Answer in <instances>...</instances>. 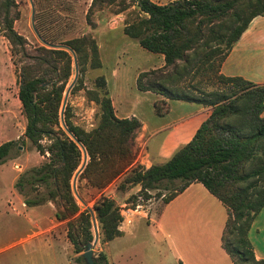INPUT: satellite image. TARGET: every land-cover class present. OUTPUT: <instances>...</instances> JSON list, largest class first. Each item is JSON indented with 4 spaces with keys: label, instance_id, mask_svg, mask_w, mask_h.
I'll use <instances>...</instances> for the list:
<instances>
[{
    "label": "trees",
    "instance_id": "trees-1",
    "mask_svg": "<svg viewBox=\"0 0 264 264\" xmlns=\"http://www.w3.org/2000/svg\"><path fill=\"white\" fill-rule=\"evenodd\" d=\"M127 1L92 0L88 19L95 8L118 5L116 14L132 6L138 9V20L127 23L124 34L165 59L163 68L139 75L138 90L162 97L154 103L155 113L160 117L169 113V101L202 105L210 108V114L193 139L165 163L153 164L149 169L134 166L131 142L141 123L136 118L119 119L115 115L106 80L98 79L100 93H89L90 99L101 107L100 122L95 129L86 131L74 124L68 104L64 110L66 127L89 159L79 180H86L97 190L121 178L118 185L121 192L141 186L139 193L125 202L129 209L143 205L140 200L151 201L153 192L160 191L162 185L181 183L168 197L156 195L169 203L193 183H200L228 211L222 243L233 264H264V260L256 258L249 238L252 225L264 208V84L221 73L223 63L251 22L264 17V0H177L168 5H158L152 0ZM15 7V0H0V13L4 11L3 34L12 46L13 55H25L27 40L14 28L18 15H11ZM65 45L74 50L82 70L87 63L93 69L101 68L98 45L93 38L84 36ZM38 51L40 54L32 57L33 62L24 61L20 69L18 98L27 120L24 137L41 155H48V160L20 175L15 189L30 208L61 201L63 210L56 211L55 218L67 221V235L79 254L94 240V235L90 210H81L72 187L84 154L61 123L72 56L66 50L44 46ZM211 81L224 86V90H205ZM19 142L25 140L0 145V166L7 162ZM40 185L48 189L47 196L27 197L28 188ZM94 210L104 241L111 242L124 235L120 229L124 221L121 206L114 199L102 196ZM78 259L85 261L83 256ZM95 262L108 264L107 256L101 253Z\"/></svg>",
    "mask_w": 264,
    "mask_h": 264
},
{
    "label": "rangeland",
    "instance_id": "rangeland-1",
    "mask_svg": "<svg viewBox=\"0 0 264 264\" xmlns=\"http://www.w3.org/2000/svg\"><path fill=\"white\" fill-rule=\"evenodd\" d=\"M15 1L16 7L12 9L11 15H18L14 21V28L27 40L25 46L26 54L19 53L18 55H13L12 46L3 34L4 11L2 10L0 13V145L9 141H19L20 139H24L25 142H19L16 148L12 150L6 162L7 166L12 169L15 178L8 172H5L2 178L0 175V198H2V202L0 203V245L21 234V229H19V231L14 230L8 233L9 238L4 236L6 229H8L6 224H13L18 219L19 215L13 211H21V201L24 200L23 195L15 190V193L19 197L18 202H15L9 191L15 186L20 175L33 168L40 167L48 160V155H41L32 143L24 137L27 120L18 98V76L22 65L25 64L24 61L33 62L32 57H37L40 54L38 51L39 47H51L45 45L33 30L30 0ZM32 1L35 6V26L46 43L49 45H65L67 41L89 36L98 45L101 68L93 69L90 63L83 66L84 70L78 66L77 80L67 97L66 105L68 104V107H70L74 124L86 131H91L99 125L101 107L99 103L90 99L89 93L90 91L100 93L97 80L102 77L106 80L112 104L117 101V106L120 107L119 103L122 101L124 92L126 91L128 102L132 103L137 109V114H143L142 118L150 126L151 130L176 123L181 119L184 108L179 106L181 104L178 102H171L169 113L160 117L154 112V105H151L150 97L144 96L138 91L137 74L140 70H146L153 64L146 58V55L151 56L155 54L147 52L137 41L130 39L124 34L126 24L138 20L139 11L135 6L120 14H116L118 5L107 6L103 9L95 8L88 19L92 0ZM154 2L166 5L170 3V0H154ZM67 52L71 55L69 51ZM72 61L71 77L68 80L64 97L76 75L73 57ZM119 65L122 66V76L119 80L113 79L112 72ZM116 80L125 87V90L124 88H118L114 91V82ZM223 88L224 86H219L217 83L211 81L206 84L204 89L207 91H217ZM113 92L114 94H112ZM158 99L160 98H156V100ZM139 130L131 142V149L135 154L133 165L146 168L145 163L148 160V155L142 140L149 138L152 132L144 137V134H140ZM166 134L167 132H161L152 136L147 150L158 157V152L162 148ZM43 143L45 144L47 141H43ZM182 146L180 145L174 151H171L170 153L172 154L166 161ZM165 162L157 161L155 164H163ZM79 175L75 181L77 193L75 197L81 210H91L95 215V219L94 205L102 196L114 199L121 206V215L124 217V212L129 209L126 207L125 202L132 195H137L141 190V186H137L127 192L119 191L118 185L122 178L115 179L102 190H97L88 184L86 180L80 181ZM75 177L76 174L72 179V186L74 185ZM179 186H181L180 182L167 184V186L162 185L160 191L153 192L154 197L151 201L143 202L140 200V203L143 204L141 206L147 207L155 203L158 205V209H160L165 203L164 197L156 195L160 193L168 197ZM26 191L27 197L30 199H33L37 195L47 196L48 194V189L43 185L35 189L28 188ZM6 195H8V205L4 198ZM43 205V207L35 210V214H32V210L28 209L25 214L26 216L24 215L26 219L23 216V219L26 220L24 227L25 235L23 236L26 243L23 246L24 249L19 250V252L10 250L9 253L1 255L0 264H86L85 261L78 259L85 250L77 254L74 245L67 235V221H58L55 218L56 211L63 210L61 201L58 199L55 202H47ZM37 216H41L42 222H50V220H54L55 222L50 225L49 229L46 225V227H42V230L39 231L32 227V221ZM28 217H30V222L27 220ZM76 226L78 227L79 225L76 224ZM97 226L98 241L94 246V259L99 254L104 253L107 256L108 264H110V256L116 261V264H180L176 249L172 243L170 241H160L159 235L156 236L157 229L153 224L147 226L146 223L142 222L133 228L132 236H128L126 239H117L111 243L103 240L98 221ZM36 232L38 233L36 234ZM93 235L94 240L91 243L95 241L94 228ZM121 255H123L122 258L127 257L129 261L124 262V260H120Z\"/></svg>",
    "mask_w": 264,
    "mask_h": 264
},
{
    "label": "crops",
    "instance_id": "crops-1",
    "mask_svg": "<svg viewBox=\"0 0 264 264\" xmlns=\"http://www.w3.org/2000/svg\"><path fill=\"white\" fill-rule=\"evenodd\" d=\"M152 1L154 2V0ZM175 1L177 0H170V3ZM146 58L153 64L146 70H140L137 74L138 77L142 72L160 69L165 66L163 55H146ZM121 67L120 65L115 67L112 72L113 79L119 80L121 78ZM221 73L227 77H242L256 84H264L263 16L257 17L251 22L249 28L241 36L223 63ZM117 80L114 82V91L118 88H124L125 90V87ZM138 91L140 94L150 97L151 105H154L156 98H162L152 92ZM127 97L128 95L125 91L122 101L119 103L120 107L117 106V101L113 102L116 116L119 119H138L141 123L139 133L144 134V137L152 132L149 138L142 140L148 155V160L145 163L147 169L157 161L165 162L171 156V151H174L180 145L189 143L210 114V108L202 105L182 101H169L170 106L172 104L171 102L181 104L179 106L184 108L183 116L176 123L160 126L155 130H151L150 126L142 118L143 114H137V109L132 103L128 102ZM161 132H167V134L157 157V155L149 152L147 147L151 137ZM5 172L11 173L14 177L12 169L6 163L0 166L1 178L5 175ZM11 189L9 191L10 194H12L15 202H18L19 197L15 193V186ZM8 195L4 197L7 205ZM1 202L2 198H0ZM21 203L22 210L17 212L13 211L20 217L18 216V219L13 224H6L8 229L10 227V230L8 231L6 229L4 236L9 238L8 233L14 230L19 231V229H21V234L12 240L9 239L5 244L0 245V256L9 253L10 250L19 252V250L24 249L23 246L26 244L23 237L25 235V214L28 209L32 210V214H35V210L44 206L29 207L26 209L27 206L24 200ZM158 208V205L153 203L147 207L140 205L136 209H127L124 212V221L120 227L124 235L114 240L126 239L128 236H132L133 228L142 222L146 223L147 226L153 224L157 229L156 236L159 235V240L170 241L172 243L176 249L180 264H233L222 243L223 233L228 220V211L223 203L213 196L202 184L193 183L171 202L164 203L160 209ZM23 216L25 219H23ZM27 220L30 222V217ZM54 222V220L42 222L41 216H37L32 221V227L33 229L41 231L42 227H46V225L49 229L51 227L50 225ZM249 238L254 247L256 258L258 260H264V208L256 217L250 230ZM122 257L123 255H121L120 260H124V262L129 261L127 257ZM109 261L110 264H116V261L111 256L109 257Z\"/></svg>",
    "mask_w": 264,
    "mask_h": 264
},
{
    "label": "water",
    "instance_id": "water-1",
    "mask_svg": "<svg viewBox=\"0 0 264 264\" xmlns=\"http://www.w3.org/2000/svg\"><path fill=\"white\" fill-rule=\"evenodd\" d=\"M31 2V6H32V27L33 30L35 32V34L37 35V37L45 44L48 45L49 47L53 48V49H64L67 50L71 53L73 60H74V65H75V69H76V75H75V79L72 82V84L70 85V87L68 88L65 97H64V102H63V106H62V110H61V123H62V127L64 128V130L69 134V136L80 146V148L83 151L84 154V161L82 166L79 168V170L76 173V177L74 180V185L73 187V192L74 195H77L76 193V185H75V181L77 176L83 171V169L85 168V166L87 165V161H88V155L87 152L85 151L84 147L81 145V143L74 137V135L68 130V128L66 127L65 123H64V110L66 107V102H67V97L68 94L70 92V90L72 89V87L74 86L77 77H78V62H77V57H76V53L74 52V50L72 48H70L67 45H49L48 43L45 42V40L41 37L40 33L38 32L36 26H35V6L32 0H30ZM90 213L92 215V224H93V228L95 230V241L93 243H88L87 244V248L85 250V252L82 254L86 264H96L95 259H94V246L97 244L98 241V226H97V220L95 219V215L94 213L90 210Z\"/></svg>",
    "mask_w": 264,
    "mask_h": 264
}]
</instances>
